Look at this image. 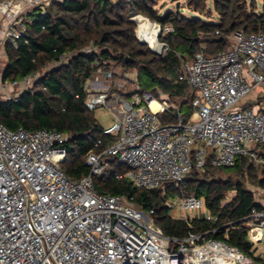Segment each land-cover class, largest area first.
I'll use <instances>...</instances> for the list:
<instances>
[{
    "label": "built area",
    "instance_id": "2783aa9c",
    "mask_svg": "<svg viewBox=\"0 0 264 264\" xmlns=\"http://www.w3.org/2000/svg\"><path fill=\"white\" fill-rule=\"evenodd\" d=\"M46 8L41 0H0V54L8 42L17 48L33 9L45 13ZM145 19L158 29L156 47H149L162 55L167 46L159 37L172 28ZM134 22L137 40L149 45L148 30L138 33ZM230 40L228 50L207 56L201 48L182 65L178 80L194 93L193 112L189 120L178 116L174 124L159 120L160 114L174 109L168 100L155 98L139 85L122 95V86L113 83L114 72L97 69L84 84V107L90 112L104 109L114 118L104 129L114 139L97 142L101 150L87 155L89 174L78 181L69 180L61 169L64 134L10 130L0 123V264H255L236 247L205 239V234L166 237L123 197L94 189V178L112 158L126 167L125 177L137 189L146 190L178 185L192 169L203 172L207 164L233 167L240 157L264 166V158L253 151L264 146V113L238 107L254 87L264 90V33L238 31ZM95 50L90 45L81 53ZM68 58L61 56L20 81L2 82L1 88L26 90ZM18 95L7 99L17 101ZM152 102L158 103L155 110ZM165 204L173 217L207 210L204 199L194 196L169 198ZM204 219L211 220L210 213ZM247 226V239L260 241L264 212H252ZM260 261L264 264V254Z\"/></svg>",
    "mask_w": 264,
    "mask_h": 264
},
{
    "label": "trees",
    "instance_id": "16d2710c",
    "mask_svg": "<svg viewBox=\"0 0 264 264\" xmlns=\"http://www.w3.org/2000/svg\"><path fill=\"white\" fill-rule=\"evenodd\" d=\"M160 1L52 0L50 11H32V20L17 48L9 42L5 45L2 82L20 81L25 75L57 62L61 56L69 58L67 63L52 68L32 87L21 92L17 101L0 99V123L10 130H55L64 134L67 137L66 156L61 169L69 180L78 181L89 174L85 163L87 155L101 150L96 148L97 142L106 144L114 139L104 134L94 112L84 107V84L97 69L108 70L111 64L137 69L138 75L147 78L142 90L155 98L159 94L166 95L174 107L170 113L159 115L163 125L176 123L178 116L189 120L194 93L185 82L178 80L182 65L191 62L202 46L207 56L228 50L230 36L235 32L264 33V7L257 12L246 0H214L217 21L207 22L188 19L179 12L160 16L155 9ZM205 4L206 0H187L188 8L210 18L211 12L206 10ZM132 13L162 28H172V32L159 37L167 46L162 55L153 54L137 40ZM90 45L96 48L94 52L81 53ZM253 151L264 158V146H256ZM107 163V169L94 178L97 193L123 197L149 216L166 237L182 239L189 232L205 234L206 239L226 242L255 261L247 239V222L252 212H264V207L256 203L243 181L217 179L216 175L234 173L264 189L263 165L247 157L238 158L230 168H213L207 164L203 172L192 169L178 185L166 183L160 188L146 190L137 189L125 177L126 167L115 158ZM230 192H234V196L225 202ZM189 196L204 199L211 220L189 221L170 215L166 200Z\"/></svg>",
    "mask_w": 264,
    "mask_h": 264
},
{
    "label": "rangeland",
    "instance_id": "374dc122",
    "mask_svg": "<svg viewBox=\"0 0 264 264\" xmlns=\"http://www.w3.org/2000/svg\"><path fill=\"white\" fill-rule=\"evenodd\" d=\"M112 1L115 2L116 0H112ZM213 1L214 0H206V4H205L206 10L208 12L209 11L211 12L210 18H207V15H205L204 13L194 12L192 9L188 8L187 0H162L155 6V9L158 13L160 12L161 14V9L165 7H169L172 10H175V12L179 11L180 14L183 16L190 17V18H201L203 20L208 21L207 19H211L213 17L217 18L216 17L217 14L213 12ZM246 2L248 5L252 4V6L255 8L257 12L261 11L262 8L264 7V0H246ZM49 5H50V2L46 4V6H49ZM132 16L133 15H131V18ZM144 45L152 52L149 45L147 44H144ZM152 53L155 54L154 52ZM4 66H5V61L0 64V73L3 71ZM105 71L114 72L115 77L113 78V83L116 86L117 85L122 86L119 90V93L122 95H129L132 91H134L137 85H139L140 88L143 89L142 87L143 84L147 83V78L142 74L138 75L137 69H131V68L126 69V68H123L122 66H114L113 64H111L110 68ZM1 83L2 81L0 79V87H1ZM14 89H15V91H13L14 93L0 90V99L2 100L8 97L14 96V94L17 92V88H14ZM158 99L168 100V98L164 94H159ZM183 112H186V110H184ZM94 117L99 123V125L104 129L109 128L115 122L114 118L109 113H107V111H105L104 109L95 110ZM227 172H233V170H227ZM257 173L259 174L260 170H258ZM216 178L222 179V180H231L232 182H237L239 180L243 181L245 188L253 194V197L256 203L264 207V189L259 188L257 186H253L250 182H248V179L246 177L241 178L239 175L234 174V173H229V174L219 173L218 175H216ZM233 196H234V192L228 193L226 195L225 202H229ZM171 213L172 211L170 212V214ZM193 215L194 213H191L189 215L188 214H183V215L175 214L174 216H176L175 217L176 219L177 218L185 219L189 217H194ZM198 215L200 214L198 213ZM200 216L202 217L203 215H200ZM151 225L155 227L153 222H151ZM253 262L255 264H262L261 261L259 262L253 261Z\"/></svg>",
    "mask_w": 264,
    "mask_h": 264
},
{
    "label": "crops",
    "instance_id": "0c3cea01",
    "mask_svg": "<svg viewBox=\"0 0 264 264\" xmlns=\"http://www.w3.org/2000/svg\"><path fill=\"white\" fill-rule=\"evenodd\" d=\"M41 1H45V4H47V3L51 2L52 0H41ZM33 10L35 11L36 9H33ZM167 12H175V10H172L169 7H165L163 9H161V14H160V12L158 14L160 16H163ZM132 15L135 16L136 14H133L132 13ZM184 17H186V16H184ZM186 18L193 19V18H190V17H186ZM198 19H201V18H198ZM207 20H208L207 22H216L217 21V18H214L213 17V18L207 19ZM204 21H206V20H204ZM202 48H204V47L202 46ZM4 61L6 62V53H5V50H3V52L0 54V64L2 62H4ZM0 76L2 77V72L0 73ZM0 90H2V91H8L10 93H14L13 91H15V89L5 90V89H2L1 87H0ZM23 91L24 90L21 87H18L17 88V92L14 95L20 94ZM238 107L239 108H253V109L257 110V111H260V112H263L264 113V90H262L259 87H254L252 89V91L239 103ZM253 162H255V161H253ZM255 163L256 164H259L257 162H255ZM198 213L200 215H203V216L201 217L200 215H198ZM207 213L209 214V211L208 210H206L204 212L203 211L195 212L193 216H194L195 219H204L205 218V215H207ZM175 217L176 216H174L173 218H175ZM250 244H251V253H252L253 257L255 258V261L259 262L260 259H261V257H262V255L264 254V233H263V237H262V239L260 241H250Z\"/></svg>",
    "mask_w": 264,
    "mask_h": 264
},
{
    "label": "bare ground",
    "instance_id": "6f19581e",
    "mask_svg": "<svg viewBox=\"0 0 264 264\" xmlns=\"http://www.w3.org/2000/svg\"><path fill=\"white\" fill-rule=\"evenodd\" d=\"M133 20L136 21L139 25V30L138 33H140V31L143 30H148V33L150 34V36L145 40L149 46L151 48H155L156 47V39L155 36L157 34V27H154L152 24H150L143 16L141 15H135L133 17ZM151 107L152 109H156L158 107V103L157 102H152L151 103Z\"/></svg>",
    "mask_w": 264,
    "mask_h": 264
},
{
    "label": "water",
    "instance_id": "95a60500",
    "mask_svg": "<svg viewBox=\"0 0 264 264\" xmlns=\"http://www.w3.org/2000/svg\"><path fill=\"white\" fill-rule=\"evenodd\" d=\"M46 11H50L49 6L46 8ZM132 21H134V20H132ZM143 44H145V43H143ZM129 62H132V60H129Z\"/></svg>",
    "mask_w": 264,
    "mask_h": 264
}]
</instances>
